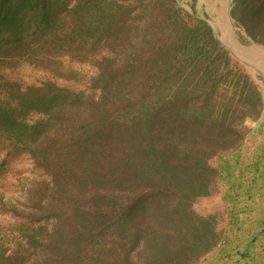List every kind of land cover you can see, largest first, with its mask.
<instances>
[{
  "label": "trees",
  "instance_id": "1",
  "mask_svg": "<svg viewBox=\"0 0 264 264\" xmlns=\"http://www.w3.org/2000/svg\"><path fill=\"white\" fill-rule=\"evenodd\" d=\"M231 15L264 44V0H232ZM25 62L41 80L11 76ZM262 103L181 0H0V264L226 257L264 202V145L242 158ZM20 158L33 172L12 203ZM216 186L220 229L194 209Z\"/></svg>",
  "mask_w": 264,
  "mask_h": 264
},
{
  "label": "rangeland",
  "instance_id": "2",
  "mask_svg": "<svg viewBox=\"0 0 264 264\" xmlns=\"http://www.w3.org/2000/svg\"><path fill=\"white\" fill-rule=\"evenodd\" d=\"M186 9L192 10L197 16L203 18L213 28L218 40L229 52L232 60L257 85L263 99V107L258 119H245L243 123L244 136L243 143L246 145V152L243 159L248 158L249 150L258 143V124L264 120V44L255 41L231 15L232 0H181ZM226 17L230 20L231 30L234 34L235 45L227 44L223 38L222 26L225 25ZM262 37L264 42V36ZM10 71L13 78L23 81V83H35L42 79L43 72L27 62L15 65ZM58 83L64 84V80H58ZM32 168L28 162L23 159H17L13 162L12 171L7 176L5 193L10 202H16L21 199V188L26 178L32 176ZM219 188L215 187L212 194L201 198L194 205L195 211L200 215L215 214L218 217L219 225L217 229L224 227V204L219 195ZM212 209V210H211Z\"/></svg>",
  "mask_w": 264,
  "mask_h": 264
},
{
  "label": "crops",
  "instance_id": "3",
  "mask_svg": "<svg viewBox=\"0 0 264 264\" xmlns=\"http://www.w3.org/2000/svg\"><path fill=\"white\" fill-rule=\"evenodd\" d=\"M258 143L257 148H263L264 145V120L258 124ZM255 149V147H253ZM246 205V204H245ZM246 207V206H245ZM264 202L257 201L255 205L248 206V211L243 214L240 219L243 222L242 233L233 236V248L229 249L222 257L220 251L216 249L214 252L206 256L199 264H264V216L257 215L259 209L262 210ZM212 210V209H211ZM224 225L226 226V219ZM238 245L234 241L238 239Z\"/></svg>",
  "mask_w": 264,
  "mask_h": 264
},
{
  "label": "bare ground",
  "instance_id": "4",
  "mask_svg": "<svg viewBox=\"0 0 264 264\" xmlns=\"http://www.w3.org/2000/svg\"><path fill=\"white\" fill-rule=\"evenodd\" d=\"M226 22L225 25L222 26V32H223V38L224 41L229 45L231 44V46L233 45L234 47V43H235V39H234V34L231 30V25H230V19L228 17H226Z\"/></svg>",
  "mask_w": 264,
  "mask_h": 264
},
{
  "label": "water",
  "instance_id": "5",
  "mask_svg": "<svg viewBox=\"0 0 264 264\" xmlns=\"http://www.w3.org/2000/svg\"><path fill=\"white\" fill-rule=\"evenodd\" d=\"M210 25V24H209ZM215 33V32H214ZM216 35V34H215ZM217 37V36H216Z\"/></svg>",
  "mask_w": 264,
  "mask_h": 264
}]
</instances>
